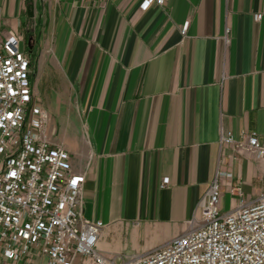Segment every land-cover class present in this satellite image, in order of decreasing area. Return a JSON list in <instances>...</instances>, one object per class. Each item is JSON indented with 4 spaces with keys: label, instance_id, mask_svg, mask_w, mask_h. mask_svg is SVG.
Returning <instances> with one entry per match:
<instances>
[{
    "label": "crops",
    "instance_id": "obj_1",
    "mask_svg": "<svg viewBox=\"0 0 264 264\" xmlns=\"http://www.w3.org/2000/svg\"><path fill=\"white\" fill-rule=\"evenodd\" d=\"M142 1L0 0L85 174L82 213L105 224L97 248L118 261L187 231L219 173L223 211L264 195V158L220 143L264 142V0Z\"/></svg>",
    "mask_w": 264,
    "mask_h": 264
},
{
    "label": "built area",
    "instance_id": "obj_2",
    "mask_svg": "<svg viewBox=\"0 0 264 264\" xmlns=\"http://www.w3.org/2000/svg\"><path fill=\"white\" fill-rule=\"evenodd\" d=\"M155 2L165 0H143L141 7ZM21 41L18 33L0 30V256L5 264H264V195L223 211L218 178L223 173L210 184L183 234L121 261L102 253L97 243L105 224L82 213L85 174L73 170L70 151L53 139L49 112L32 85L31 56ZM220 143L264 158L257 131L241 139L223 132ZM168 181L165 177L162 185Z\"/></svg>",
    "mask_w": 264,
    "mask_h": 264
},
{
    "label": "rangeland",
    "instance_id": "obj_3",
    "mask_svg": "<svg viewBox=\"0 0 264 264\" xmlns=\"http://www.w3.org/2000/svg\"><path fill=\"white\" fill-rule=\"evenodd\" d=\"M27 38H28V37H27ZM23 39L25 40L26 37L24 36ZM32 74H33V68H32V58H31V80H32V85H33L34 90H35L36 97H37L36 100L39 102V101H40L39 98H38L39 95L42 97L43 100H44L45 95H44V91H43V88H42L41 85H39V87H38V89H39V93L37 92V90H36V88H35V86H34V84H33ZM39 103H40V102H39ZM40 104H41V103H40ZM53 139H54V137H53ZM106 255H107V254H106Z\"/></svg>",
    "mask_w": 264,
    "mask_h": 264
},
{
    "label": "water",
    "instance_id": "obj_4",
    "mask_svg": "<svg viewBox=\"0 0 264 264\" xmlns=\"http://www.w3.org/2000/svg\"><path fill=\"white\" fill-rule=\"evenodd\" d=\"M32 9H33V8H32V6L30 5V6H29V15H30V16H33V15H34Z\"/></svg>",
    "mask_w": 264,
    "mask_h": 264
}]
</instances>
